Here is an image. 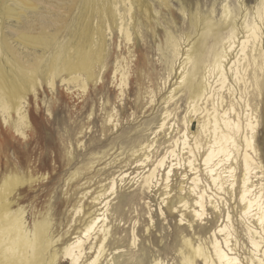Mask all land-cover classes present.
<instances>
[{"label":"rangeland","instance_id":"1","mask_svg":"<svg viewBox=\"0 0 264 264\" xmlns=\"http://www.w3.org/2000/svg\"><path fill=\"white\" fill-rule=\"evenodd\" d=\"M165 1L167 4L164 0H147L154 10L159 12V25H151L148 18L135 10L132 11L134 41L131 49L119 37L107 36L106 50L104 49L103 54L107 55L110 72L103 83L99 81L98 86L91 88L88 95L83 97L78 89L73 88L72 82H62L57 78L54 85L47 83L51 72H54L57 66L62 69V72H58L64 73L68 79L72 73V58L76 48L80 46L83 50H88L91 43L100 41L99 19L97 16H90L85 0H0V36L4 39L2 43L5 47L1 57L9 68L15 71L28 69L30 65L43 61V66L47 67L51 60L57 59L56 55L62 53L57 63L45 68L43 81L47 82L39 86L36 95H30L28 98L26 111L30 121L29 127L18 133L20 117L11 112L12 119L5 121L0 111V183L3 177L14 169H18L20 174L26 177L35 178V182L24 186L13 196L12 200L16 202L13 209L17 210L19 207L25 209L30 229L36 220L51 212L54 216L55 235L63 237L64 244L74 241L80 227V218L74 211L80 205L79 200L82 196L79 187L84 185L85 189L93 193V197L101 189L108 190L103 203H92L90 195V199L85 200L83 204L86 208L93 207L92 210L97 213L109 210L106 212L109 218L107 223L113 233L107 242L106 255H125L118 257L116 260L118 264L135 255L136 258L142 255H163L166 264H180L178 255H182V251L189 253L184 244L185 238L210 248L213 232L225 224L229 213L236 235H239L238 242H235V239L232 242L236 249L235 253L245 264H249L250 244L244 231L245 222L241 220L239 189L232 190L229 184H225L224 191H217L209 182V177L201 166V156L207 150L210 137L203 134L199 136L201 130L197 120L193 122L190 135L199 136L200 139L197 141L202 145L201 149L195 150V157L191 160L195 161L199 169L200 188L207 189L213 200L211 204L208 203V212L203 220L193 219L190 211H184L179 204L175 206L170 204L171 200L181 193V188H186L184 195L186 192L189 193L191 179L196 176L188 165V150L183 152L181 144V136L185 132L183 118L187 114V104L184 100L178 101V106L169 105L170 110H173L170 124L176 122L175 126L159 132L165 108L162 99L168 96L170 86L176 82V77L166 85V89L163 88L153 109L147 105L143 110H138L135 106L139 84L148 85V75L160 85L167 77L159 61L162 60L160 44L163 45L165 41L163 31L168 29L180 34L184 20L182 8H189L190 4L196 2V0ZM200 1L204 6L209 0ZM235 4L236 0H233L231 6ZM255 4L256 0H249L250 7H254ZM156 27L159 31L157 33ZM118 62H124L131 73L132 82L125 101H122L119 86L117 81H114V68ZM160 72L164 79L163 83L162 80L157 82ZM177 72L179 73V70ZM107 98L111 99L113 105L108 107V111L114 107L122 111L120 119L122 126L118 131L116 129L112 131L111 126L109 131L104 130L106 112L103 107L107 103ZM256 103L259 104L255 130L258 155L254 156L261 168L256 170L253 181L258 190L263 188L264 194V98L257 99L252 104ZM133 114L136 117L135 122H132ZM154 117L158 118L156 122L153 121ZM190 135V144L193 146L195 140ZM178 139L180 144L175 146L174 142ZM135 140L141 141L144 145L151 144L153 147L151 150L140 152L136 159H127L128 151L131 149L130 143ZM172 149L176 150L177 158H170L171 155L167 153ZM105 152L107 156L98 160L94 169L87 170L94 162V158L102 156ZM232 152L233 156L227 166L237 167L236 163L240 161V157L236 148ZM146 156L150 158L148 162L145 161ZM166 156L165 166L162 170L159 168L153 186L148 189L142 183V177ZM172 164H175L174 172L169 187L166 188L167 170ZM146 166L148 167L145 168ZM78 169L83 171L80 178L78 180L70 178ZM220 171H223V168ZM240 171V168H237V180ZM123 175L127 176L120 181ZM44 177L46 178L43 180ZM114 179L117 185L115 194L111 196L110 188ZM129 196H133V200L127 202L123 197ZM106 201L110 203V208L105 207ZM214 206H218V209L215 210ZM182 214L186 215V220L192 222V227L186 220L181 221ZM219 239L222 237L219 236ZM94 242L95 240H91L86 243L87 257L85 256L83 262L96 255V251L89 250ZM64 246L60 244L58 249L62 251ZM61 255L60 252L58 264H71L70 260ZM199 264L203 262L200 261Z\"/></svg>","mask_w":264,"mask_h":264},{"label":"bare ground","instance_id":"2","mask_svg":"<svg viewBox=\"0 0 264 264\" xmlns=\"http://www.w3.org/2000/svg\"><path fill=\"white\" fill-rule=\"evenodd\" d=\"M164 2L167 4L165 0ZM232 3L233 0H209L203 6L200 0H196L190 4L189 8H182L184 20L181 33L164 30L165 41L163 45L160 44L162 60L159 61L167 77L164 80L161 72L158 74L157 82L162 80L163 83L164 80V83L160 85L148 75V85L139 84L135 106L138 110H143L147 105L153 109L163 88L166 89V85L176 77V82L171 85L172 87L170 86L168 96L162 99L165 108L161 107L163 118L161 117L159 132L175 126L176 122L170 124L173 110H170L169 105L178 106V101L184 100L187 104V114L183 118L185 132L181 136V144L183 152L188 150V165L196 176L191 179L189 193L186 192L184 195L186 188L180 187L181 193L173 198L170 204L172 206L179 204L184 211L189 210L193 219L203 220L207 215L208 203H212L213 197L208 195L207 189L200 188L199 169L191 158L195 157L196 149L197 151L201 149L202 144L197 141L200 134L210 137L207 150L201 156V166L204 167L209 182L217 191H224L225 184H229L232 190L239 189L241 220L245 222L244 231L250 244L249 255L251 256L248 261L249 264H264V194L263 188L258 190L253 181L256 170L261 168L254 156L258 155L255 130L259 104H252L257 99L264 98V0H256L254 7L249 6V0H236L235 6H231ZM85 4L90 16H97L99 19L100 41L91 43L88 50H83L80 46L76 48L72 58V73L68 79L64 73H60L61 67L57 66L54 72H51L47 83L54 85L57 78H60L62 82H72L73 88L78 89L83 97L88 95L91 88L97 87L99 81L103 83L110 72L107 55L103 54L107 45V36L119 37L131 49L134 41L133 10L148 18L151 25L160 24L159 12H156L147 0H115L114 2L85 0ZM157 32H159L158 27L155 29V33ZM86 34L85 31V37ZM3 40L0 36V111L5 121L12 119L13 112L20 117L17 132L21 133L22 129L30 126L26 111L29 96L36 95L39 86L47 82L43 81L45 68L57 63L62 53L56 55L57 59L51 60L47 67L43 66V61L30 65L28 69L15 71L9 68L1 57L5 49ZM113 74L114 81H117L123 97L122 101H125L132 82L130 69L124 62H118ZM36 81L41 83L38 84ZM109 106H113L111 99H108L103 107L106 112L104 130L109 131L111 126L112 131L114 129L118 131L122 126L120 121L122 111L117 110L116 107L108 111ZM134 116L135 114H133L132 122L136 120ZM156 120L158 118L154 117L153 121L156 122ZM194 120L199 122L201 131L199 136L192 137L190 134ZM189 135L195 140V147L190 144ZM136 140L130 143L131 149L128 151L127 159H136L140 152L151 150L153 147L151 144L144 145ZM179 142L180 139L175 140V146L179 145ZM234 148L238 151L240 161L236 163L237 167L227 166L233 156ZM167 153L171 155H168L170 158L178 157L175 149L168 150ZM106 156L107 152L102 156H96L87 170L94 169L95 163ZM166 158L167 156L161 158L157 166L150 168L142 177V183L148 189L153 186L152 183L156 180L159 168L162 170L165 166ZM149 160V156H146L145 161ZM174 167L175 164H172L168 170L164 169V171L167 170L166 188L169 187ZM222 168L223 171H220ZM237 168L241 170L238 180ZM82 174L83 171L78 169L70 178L78 180ZM225 174L227 176H224ZM127 175H123L120 181H123L124 176ZM34 179L14 169L5 175L0 183V264H58L60 252L65 259L70 260L71 264H118L116 262L118 257L125 255H106L107 242L113 233L107 223L109 218L106 212L109 210L97 213L92 210L93 207L86 208L83 204L85 200L90 199V195L92 203H103L108 190L101 189L94 193L93 197V193L85 189L84 185L79 187L82 196L79 200L80 205L74 211L80 218V227L77 229L74 241L64 244L63 237L55 235L54 216L51 212L36 220L30 229L27 225L25 209L20 207L17 210L13 209L16 203L12 200L13 196L24 186L31 184ZM116 185L117 181L114 179L110 188L111 196L115 194ZM123 198L127 202L133 200V196ZM104 205L108 208L110 203L106 201ZM214 208L217 210L218 206ZM185 216L182 214L184 219L181 217V221L186 220ZM186 221L191 227L193 226L190 220ZM224 223L213 232L210 248L185 238L184 244L189 253L182 251V255H178L180 264H199L200 261L203 264H245L235 253L236 249L232 244L233 239L238 242V234L236 235L232 216L229 213ZM219 236L222 237L221 240ZM91 240L95 242L90 244L89 250L96 251V255L83 262L85 256L87 257L85 245ZM60 244L65 245L62 251L58 249ZM135 256H131L129 260H124L121 264H166L163 255H142L138 258Z\"/></svg>","mask_w":264,"mask_h":264}]
</instances>
